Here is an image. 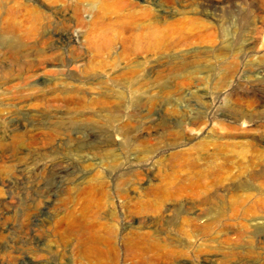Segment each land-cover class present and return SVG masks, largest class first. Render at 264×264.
Segmentation results:
<instances>
[{
    "label": "rangeland",
    "instance_id": "obj_1",
    "mask_svg": "<svg viewBox=\"0 0 264 264\" xmlns=\"http://www.w3.org/2000/svg\"><path fill=\"white\" fill-rule=\"evenodd\" d=\"M237 111L264 122V0H0V264H264Z\"/></svg>",
    "mask_w": 264,
    "mask_h": 264
},
{
    "label": "bare ground",
    "instance_id": "obj_2",
    "mask_svg": "<svg viewBox=\"0 0 264 264\" xmlns=\"http://www.w3.org/2000/svg\"><path fill=\"white\" fill-rule=\"evenodd\" d=\"M261 3V2H260ZM253 8V7H252ZM244 10V9H243ZM235 18V17H234ZM243 18L244 17H240L239 19H237L238 21H242L243 20ZM261 20V19H260ZM262 21V20H261ZM223 41V40H222ZM225 41V40H224ZM231 42V41H230ZM222 43H224V42H222ZM224 46V45H223ZM228 46V45H227ZM221 48H223L222 46H221ZM221 48H219V50L221 49ZM225 48V47H224ZM221 51V50H220ZM208 52V51H207ZM210 53V52H209ZM223 53V52H222ZM227 53V52H226ZM234 53H232V55H233ZM216 55V54H215ZM236 55V54H235ZM221 56V55H220ZM223 56V55H222ZM232 57H234V56H232ZM177 58V57H176ZM218 58V57H217ZM235 58V57H234ZM234 58H232V59H234ZM204 59V58H203ZM210 59V58H209ZM219 59V58H218ZM232 59H231V61H232ZM170 61H171V59H170ZM188 60L187 59H185V57H180L179 58V61H177L176 62V60H175V64L173 65V68H175V69H177V70H180V69H184L186 66H187V64H188V62H187ZM233 61H235V60H233ZM229 62V61H228ZM236 62V61H235ZM256 64V63H255ZM225 66V65H224ZM227 66V65H226ZM221 68H223V66L221 67ZM227 68V67H226ZM257 68V67H256ZM210 69V68H209ZM236 70V69H235ZM234 70V71H235ZM226 71H227V69H226ZM234 71H232V74L234 73ZM227 72H229V71H227ZM226 72V73H227ZM224 73V72H223ZM230 74V73H229ZM227 75L228 74H226V78H228L227 77ZM223 76V75H222ZM217 77H218V75H217ZM230 78H231V76H229ZM218 78H220V77H218ZM262 77H259L258 76V78H257V84L259 83V81L260 80H262L261 79ZM206 79V78H205ZM223 79V78H222ZM229 79V78H228ZM219 80H221V78L219 79ZM224 80V79H223ZM222 82V81H221ZM223 82H226V79L223 81ZM252 82H255V81H253L252 80ZM262 82V81H261ZM250 84V83H249ZM260 84V83H259ZM225 85V83L223 84V85H221V86H218V88L220 89V88H222L223 86ZM256 85V84H255ZM241 86V85H240ZM253 87V86H252ZM246 88V87H245ZM260 88V87H259ZM243 90V89H242ZM249 90V89H248ZM195 92V91H194ZM247 92V91H246ZM190 93V92H189ZM253 93V95H255L256 97H259V94L258 93H256V92H252ZM238 96V95H237ZM244 96V95H243ZM249 96V95H248ZM203 99V98H202ZM193 100H195V99H193ZM197 100H199V99H197ZM206 99L204 98V100L203 101H205ZM258 100V99H257ZM196 101V100H195ZM202 101V100H201ZM209 101V100H208ZM259 101V100H258ZM207 102V101H206ZM245 103V102H244ZM262 103V102H261ZM198 106H200V105H198ZM258 108V107H257ZM230 109V108H229ZM229 111V110H228ZM238 111H239V109H238ZM236 112V113H232V114H234V116H232L231 118L236 122V123H238V126H239V129H247L248 127H254V129L256 130V132H262L263 130H264V122H261V121H258V120H255L254 118L252 119V117L251 116H249V114L248 115H246V114H244V113H242V112ZM201 113V112H200ZM119 114H120V112L118 111V110H115V111H113V112H111V113H109V116H112V117H118L119 116ZM203 114V113H202ZM262 114V113H261ZM264 114V113H263ZM106 116V115H105ZM108 116V117H109ZM261 116H263V115H261ZM205 117V116H204ZM194 118V117H193ZM231 120V119H230ZM194 121V120H193ZM195 123H197L198 125H201L202 123L198 120H196L195 121ZM196 125V124H195ZM192 127H193V125H192ZM197 127V126H196ZM230 127V126H229ZM201 129H202V127H200ZM230 130L232 129V128H229ZM220 130V129H219ZM238 130V129H237ZM212 131V130H211ZM221 132H223V131H221ZM255 132V131H254ZM181 134V133H180ZM203 134V133H202ZM182 136V135H181ZM180 136V137H181ZM258 153V152H257ZM256 154V153H255ZM258 155V154H257ZM256 155V156H257ZM251 156V155H250ZM251 158V157H250ZM254 165V164H253ZM201 171V170H200ZM205 172V171H204ZM199 174V173H198ZM222 177H223V175H222ZM204 178V177H203ZM202 178V179H203ZM201 180V179H200ZM204 180V179H203ZM213 182V181H212ZM238 203V202H237ZM238 206L240 205L239 203L237 204ZM242 205V204H241ZM230 210H232V211H237V210H239V207H237V206H231V208H230ZM242 210V209H241ZM102 222V221H101ZM100 222V223H101ZM81 224V223H80ZM99 224V223H98ZM97 224V225H98ZM79 225V224H78ZM91 225H94V224H91ZM86 226V225H85ZM90 226V225H89ZM88 226V227H89ZM99 226V225H98ZM100 226H102V225H100ZM87 227V228H88ZM97 227V226H96ZM95 227V228H96ZM108 227V226H107ZM92 228V227H91ZM109 228V227H108ZM113 228V227H112ZM89 229V228H88ZM111 229V228H110ZM79 230V229H78ZM93 230V229H92ZM89 231H90V229H89ZM94 232V231H93ZM93 232L91 233V234H93ZM110 232H112V230L110 231ZM113 232H114V230H113ZM80 235V234H79ZM111 235H113L112 233H111ZM103 236H105V235H103ZM98 237V236H97ZM101 238V237H100ZM103 240V239H102ZM111 240V239H110ZM113 240V239H112ZM83 241H85V240H83ZM92 241H94V240H92ZM109 241V240H108ZM114 241V240H113ZM126 242V241H125ZM106 243V242H105ZM96 244V243H95ZM111 244H112V246L114 245L113 244V242L111 241ZM110 244V245H111ZM128 244V243H127ZM109 245V244H108ZM98 246H100V245H98ZM98 248V247H97ZM107 248H109V247H107ZM99 249V248H98ZM98 249H96V250H98ZM101 249V248H100ZM99 249V250H100ZM116 249H117V247H116ZM108 250V249H107ZM102 252L103 251H105V250H101ZM110 251V250H109ZM118 251V250H117ZM116 251V252H117ZM98 253V252H97ZM107 253V252H106ZM106 253H105V255H106ZM116 254V253H115ZM114 254V255H115ZM101 256V255H100ZM103 256V255H102ZM104 257V256H103ZM108 257V256H107ZM110 257V256H109ZM100 258V257H99ZM102 258V257H101ZM100 260V259H99ZM112 260V259H111ZM115 261V260H114ZM116 262V261H115ZM104 264V263H103Z\"/></svg>",
    "mask_w": 264,
    "mask_h": 264
}]
</instances>
